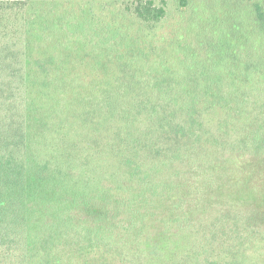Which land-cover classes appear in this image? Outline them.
Returning <instances> with one entry per match:
<instances>
[{
  "label": "trees",
  "instance_id": "trees-1",
  "mask_svg": "<svg viewBox=\"0 0 264 264\" xmlns=\"http://www.w3.org/2000/svg\"><path fill=\"white\" fill-rule=\"evenodd\" d=\"M120 1L118 16L140 30L168 14L167 0ZM246 1L255 19L249 25L244 20L245 36L237 21L230 31L216 14L197 15L219 25L209 34L205 25L199 30L209 37L198 44L202 51L177 48L183 53L178 66L160 62L151 68L156 75L145 79V65L134 54L117 56L118 73L104 84L85 82L81 69L69 80L68 67L60 68L62 52L53 41L78 40L66 38L62 18L38 6L61 0H0L2 264L14 258L20 264H63L48 256L57 242L72 245L67 230L74 226L97 224L109 238L123 222L129 235L140 234L153 220L146 202L154 197L175 212L178 225L200 228L205 219L194 215L207 211V230L219 245L231 236L238 240L241 230L243 240L222 250L227 264H238L239 247L245 258L246 238L248 250L257 251L256 240L264 244V0ZM245 10L237 11L251 13L247 5ZM194 22L191 14L187 30ZM106 28V52L128 39ZM242 193L248 201L237 204L235 195ZM261 249L254 258L264 261Z\"/></svg>",
  "mask_w": 264,
  "mask_h": 264
},
{
  "label": "rangeland",
  "instance_id": "rangeland-1",
  "mask_svg": "<svg viewBox=\"0 0 264 264\" xmlns=\"http://www.w3.org/2000/svg\"><path fill=\"white\" fill-rule=\"evenodd\" d=\"M155 1L159 3L161 0ZM182 1H186L185 14L179 11V9H184L180 6L181 0H167L168 14L166 18L150 30L144 27H142L144 30H140L141 27L136 22L118 16V8L121 6L120 0L97 2L93 0H61L59 5L48 3L38 6V8L42 11H48L52 17L62 18L61 26L68 35L66 38L71 41L78 40V45H71L62 36H60L59 42L53 41L57 49L62 52L60 53L62 55L61 61L64 62L60 68L68 67L67 77L69 80L78 76L76 70L81 69L85 73V76L81 75L85 82L106 84L110 82L109 79H112L114 73H118L117 60L115 59L117 56L129 58L131 54H134L136 60L145 65V70L140 72V76L144 74L143 79H145L151 75H156L151 68H156L160 62L167 68H170L171 65L178 66L177 56L180 57L178 59H181L183 56L179 54L183 53L177 48L181 49L182 46H186L190 50L188 53L191 54L195 53L194 50L200 49L202 51L203 46H198V44L203 43L209 37L199 33V30L205 25L208 29L205 33L209 34L212 32L214 24L219 25L217 23H203L197 19V15L204 17V14L207 13L205 17L207 18L211 13L216 14V18L224 24L225 28H228L229 25L228 30L230 31L233 29V22L237 21L240 23V36L246 35L244 20L246 25H249L255 19L253 5L246 0L244 3H237L242 2L241 0H214V3H209L213 0H203V9L200 3L203 2L202 0ZM246 5L251 13L244 16V13L237 10L246 11ZM191 14L192 18L193 14L195 15L194 29L187 30L185 22ZM70 24L75 26L81 24L83 31L71 32V29L65 27ZM108 24L112 26V29L116 28V30L118 29L117 32L128 36V39L118 42L117 46L107 53L104 51L106 46L104 39L108 36L107 31L111 30L106 28ZM51 39L53 40L54 37L47 40ZM69 48L74 52H79L81 56L74 57L72 54L69 56L65 50ZM139 51H142V54ZM175 51L178 52L175 53ZM100 53L104 54L101 55ZM106 54H109V57ZM97 55L101 57L97 58ZM69 68H72V72ZM89 70L99 74L97 79L95 76L92 77L87 74ZM247 195L244 193L235 195L236 203H246L248 201ZM230 203L233 204L231 201ZM146 208L154 214V217L152 222L146 224L144 233L129 235L130 231L126 230L127 226L123 222L118 223L111 230L113 235L109 238L96 230L97 224L74 226L67 230V234L72 236V245L64 246L57 242L55 247L52 246V256H48V258L60 257L63 264H227L228 254L222 253V250L227 248L229 244L232 251V246L244 237L241 235L242 231L239 230L238 240L231 236L229 242L227 240V242L219 245L217 240L211 241V234L207 230L211 226L207 220L212 218L206 217L207 211H198L194 215L196 219L197 216L205 219L199 228L198 223L188 222L178 225L174 222L173 219L177 215L171 211L167 204L163 203L162 198H149L146 202ZM240 211L242 210L240 209ZM247 234L249 236L248 231ZM249 241L246 238L245 258L240 256L242 247H239L238 264H264L263 260L254 258V256L258 257V254L263 253L262 249L260 252L261 246L264 247L263 242L256 240L253 243V245L258 246L257 251L254 252L252 249H247L250 245ZM234 261L237 263L236 259ZM232 262L233 258L231 259ZM0 264H2V259H0ZM8 264L20 263L14 258V260L9 259ZM52 264H56V260H52Z\"/></svg>",
  "mask_w": 264,
  "mask_h": 264
}]
</instances>
